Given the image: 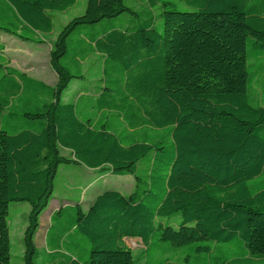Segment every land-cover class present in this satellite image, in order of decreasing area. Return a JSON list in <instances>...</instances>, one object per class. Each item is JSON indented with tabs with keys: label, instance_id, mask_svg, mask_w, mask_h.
<instances>
[{
	"label": "trees",
	"instance_id": "1",
	"mask_svg": "<svg viewBox=\"0 0 264 264\" xmlns=\"http://www.w3.org/2000/svg\"><path fill=\"white\" fill-rule=\"evenodd\" d=\"M76 3L0 0V264H12L11 202L29 206L22 264H135L126 237L143 263L154 246L188 249L195 264H264V0H84L50 41L55 85L10 65L1 34L44 44ZM91 57L100 76L64 101ZM61 164L134 186L58 206L37 247ZM175 213L177 226L163 224Z\"/></svg>",
	"mask_w": 264,
	"mask_h": 264
},
{
	"label": "rangeland",
	"instance_id": "2",
	"mask_svg": "<svg viewBox=\"0 0 264 264\" xmlns=\"http://www.w3.org/2000/svg\"><path fill=\"white\" fill-rule=\"evenodd\" d=\"M83 8L84 0H77L75 6L68 9L62 15H59L55 21L56 24L53 32L46 35L47 42L41 46H36L33 42H27L17 38L16 40L18 41H16L8 34H1L2 41L6 46L5 54L9 60L10 54L14 56L13 68L24 72L33 78L41 80L44 83L55 85L57 81L56 73L49 63L50 41L60 30L59 22H68L72 17L80 15L83 12ZM178 9L186 11L193 10V8L181 3H178ZM113 23L115 25H122L126 23V19L125 17H121ZM155 24L157 30L162 31L163 20L159 18ZM82 67L85 74L84 79L72 81L68 90L63 95L64 101H74L78 91L87 94V89H90L94 85L93 80L97 79V76H100L101 72L99 69L100 63L98 58L91 57L87 61L85 59ZM85 112L89 115L92 114L91 109L89 108H87ZM68 153L69 151L62 149V154L68 155ZM54 183L55 190L53 198L50 200L39 219V228L35 235V244L37 247H43L45 245V231L46 227L49 226L50 214L51 211L57 209L58 206L68 203L74 204L79 201H81L82 206H85L87 201L92 200L93 197L108 189H116L127 195L133 189L134 178L131 175H114L109 173L107 169H89L81 164H61L58 167ZM28 209L29 206L25 202L9 203L8 220L11 236L10 255L12 264H22V235ZM180 221V213H175L162 218L163 224H170L173 226H177ZM123 242L131 249L135 264H161L165 261V258L175 264H195L194 258H190L189 262H184L183 260V256L189 252L188 249L178 248L163 252L159 249H154V246L147 251L150 255L149 258H151L152 261L149 263H143L146 251L143 249L140 239L126 237ZM210 245V255L229 254V247L227 245Z\"/></svg>",
	"mask_w": 264,
	"mask_h": 264
},
{
	"label": "crops",
	"instance_id": "3",
	"mask_svg": "<svg viewBox=\"0 0 264 264\" xmlns=\"http://www.w3.org/2000/svg\"><path fill=\"white\" fill-rule=\"evenodd\" d=\"M58 17V16H57ZM10 37H12V38H14L15 40H16V38L15 37H13V36H10ZM16 41H18V40H16ZM41 45H43V44H36V46H41ZM13 59H14V56H12L11 54H10V65L12 66V67H14V65H13ZM94 198V197H93ZM93 200V199H92ZM92 200H90V201H87L86 203L88 204V203H90ZM79 202H81V201H79ZM52 212L53 211H51V214H52ZM50 214V215H51ZM42 216V215H41ZM50 223V222H49ZM48 227V226H47ZM47 227H46V229H47ZM46 232V231H45ZM45 246V245H44ZM43 246V247H44Z\"/></svg>",
	"mask_w": 264,
	"mask_h": 264
}]
</instances>
